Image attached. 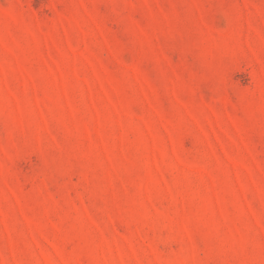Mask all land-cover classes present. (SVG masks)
Wrapping results in <instances>:
<instances>
[{
  "label": "rangeland",
  "instance_id": "obj_1",
  "mask_svg": "<svg viewBox=\"0 0 264 264\" xmlns=\"http://www.w3.org/2000/svg\"><path fill=\"white\" fill-rule=\"evenodd\" d=\"M0 264H264V0H0Z\"/></svg>",
  "mask_w": 264,
  "mask_h": 264
}]
</instances>
